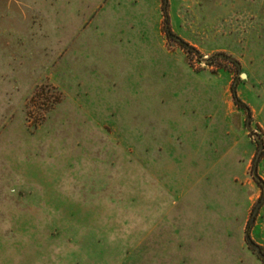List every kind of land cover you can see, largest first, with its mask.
Instances as JSON below:
<instances>
[{"label": "rangeland", "instance_id": "rangeland-1", "mask_svg": "<svg viewBox=\"0 0 264 264\" xmlns=\"http://www.w3.org/2000/svg\"><path fill=\"white\" fill-rule=\"evenodd\" d=\"M249 237L264 0H0V264H264Z\"/></svg>", "mask_w": 264, "mask_h": 264}, {"label": "trees", "instance_id": "trees-1", "mask_svg": "<svg viewBox=\"0 0 264 264\" xmlns=\"http://www.w3.org/2000/svg\"><path fill=\"white\" fill-rule=\"evenodd\" d=\"M164 2V6L166 5L167 0H163ZM167 24V21H166ZM167 35L171 34V30H169V28L166 30ZM234 96H235V100L236 103L240 106H244V108H246L247 110L249 109L242 101L241 99H239L236 95V92H234ZM248 114H250V112L248 111ZM256 160H258V157H256ZM248 242L251 246V248H253V250H255V252L258 254V256L264 261V248L259 246L258 244H256L250 237L248 238Z\"/></svg>", "mask_w": 264, "mask_h": 264}, {"label": "water", "instance_id": "water-1", "mask_svg": "<svg viewBox=\"0 0 264 264\" xmlns=\"http://www.w3.org/2000/svg\"><path fill=\"white\" fill-rule=\"evenodd\" d=\"M245 77V75H243ZM256 138H258V135H255Z\"/></svg>", "mask_w": 264, "mask_h": 264}]
</instances>
